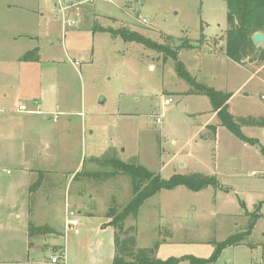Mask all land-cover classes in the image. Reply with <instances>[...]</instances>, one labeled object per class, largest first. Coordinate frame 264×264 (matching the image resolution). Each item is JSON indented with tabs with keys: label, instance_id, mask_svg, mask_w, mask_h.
<instances>
[{
	"label": "rangeland",
	"instance_id": "374dc122",
	"mask_svg": "<svg viewBox=\"0 0 264 264\" xmlns=\"http://www.w3.org/2000/svg\"><path fill=\"white\" fill-rule=\"evenodd\" d=\"M9 7L43 11V29L49 34L44 40L43 70L56 74L53 90L57 89L61 104L79 105L83 95L82 109L87 120L85 151L79 143L75 150L77 159L70 158L59 165L62 173L38 179L19 172L20 143L0 136V249L24 248L29 223L36 226L51 223L55 229L64 231L65 214L61 210L65 209V203L83 215L85 208L100 212L114 205L120 209L130 200L132 181L128 175L100 178L88 175L113 170L105 163L89 159L92 142L102 144L103 156L111 154L126 162L142 164L163 178L197 172L213 174L219 182L216 187L199 191L185 186L173 191L163 189L146 199L136 216L124 220V227H135L137 247H151L159 242L157 258L185 255L207 258L214 250V242L224 240L235 229L246 228L249 214L254 211L258 217L252 237L262 238V153L259 149L253 153L244 150L221 125L217 142L203 140L202 128L217 124L218 117L209 98L191 92V85L178 74L180 62L198 83L232 93L229 112L235 116L256 114L258 109L264 114L263 62L241 67L224 54L225 0H0V53L7 49L3 37L7 31L3 27L8 25L4 22L8 18L4 10ZM120 27L162 44L167 50L124 41L111 32ZM184 40L194 47L177 51L176 61L173 52ZM166 98H171L170 104H164ZM36 117L40 125L27 139L31 146L44 143L38 138L50 137L43 136L44 131L57 125L40 115ZM72 119L79 123L81 117ZM241 129L247 136H257L261 131L258 126ZM203 133L211 134L212 130L204 129ZM261 137L264 141V136ZM77 162L79 167L73 172ZM42 179L45 183L40 194L47 196L48 201L45 207L36 201L34 215L27 218L29 203L24 193L28 186L41 183ZM22 193L23 197H19ZM77 193L81 196L76 199ZM79 201L84 206H78ZM235 222H239L238 226ZM49 236L50 233L29 237V241L35 242V248L39 240H50ZM52 237L65 242V235ZM66 239H70L74 252L80 245L87 248L94 237L84 231L80 235L67 233ZM164 239L168 243H162ZM43 250L46 260L55 252L60 255L63 252ZM235 250L244 255L239 248L228 249L212 264H232ZM177 264L190 262L182 260Z\"/></svg>",
	"mask_w": 264,
	"mask_h": 264
},
{
	"label": "crops",
	"instance_id": "0c3cea01",
	"mask_svg": "<svg viewBox=\"0 0 264 264\" xmlns=\"http://www.w3.org/2000/svg\"><path fill=\"white\" fill-rule=\"evenodd\" d=\"M69 6L71 7L72 5ZM12 9L13 8L9 7L4 10L5 14L8 16L4 22L9 26L7 25L6 28L5 26L3 27V31H7L3 36L7 42V49L0 53V136H7L10 140L18 141L20 143L21 157L17 161V167L21 174H27L31 179L35 177L38 179V176L57 175L62 173L60 171H64L59 165H62L63 162H68V159L70 158L74 160L77 159L75 150L79 143L82 144V150L84 148L85 151V126L87 114L84 113L82 109L85 101L83 95H81L79 105H75L73 102L71 106H66L65 102L61 104L56 96L57 89L53 90L56 74L50 71L45 73L43 70L42 61L44 60V40L45 37H48L49 35L48 30L45 31L43 29V11L38 8L28 9L27 7ZM106 28L107 27H100L101 30H106ZM35 48L38 50V59L21 60V56L24 53ZM65 51L67 50L65 49ZM255 63L256 61L236 64L245 67L255 65ZM258 68L262 69V66ZM63 84L66 87L65 82H63ZM65 97H69L68 94H66ZM231 98L232 93L227 101L228 110L230 108ZM20 104L25 105L26 109L20 110L18 108ZM88 108L91 110V107ZM257 112L258 113L256 114L248 115H232L235 117L253 116L255 118H263L264 120V114L261 113L259 109ZM213 113L216 114L214 111ZM36 115H40L44 119L57 125L44 131L46 134L43 136L50 137L38 138L39 141L44 143H41V145H35V143L31 146L30 144H27V139L30 135L35 134L34 131L39 122ZM54 116H57L55 121L52 120ZM59 117H61V119ZM73 117H81L80 122L78 123L76 120H73ZM208 125L216 126V131L213 136L210 134L205 135L203 133L204 129H208ZM219 126V121L217 124H206L200 132L202 139H211L213 142H217ZM245 127L249 126H243L242 128ZM258 127L261 128V131L258 132L259 135L248 136L257 140L258 143L256 145H251L247 142L241 141L237 137L235 138L237 143L250 153H253L256 149L260 150V147H264V141L261 137L262 135L264 136V125ZM53 134L55 136H52ZM65 139L66 146L64 144ZM112 146L116 149L114 145ZM88 150L90 151L89 159H91L92 162L105 163L111 166L108 159L116 158L111 154L103 156L104 147L97 142L90 143ZM262 156L264 158L263 153ZM79 164V162L75 164L73 172L77 170ZM44 183V179H42L41 183H37V185L33 186L34 188L31 187L32 185L30 187L28 186L27 191L24 193V196L29 203L26 212L27 218L31 219L34 215V207L38 204H36V201L39 202L38 205L46 206L45 203H47L48 198L47 196L40 194V191H42L44 187ZM178 187L179 186L170 189L169 191H173ZM80 196L81 194L77 193L75 198H80ZM19 197H23V193L20 194ZM66 206L67 203H65V209H63V211L61 210V213L63 212V214H65ZM78 206L84 205L79 201ZM109 207L100 212L83 207L86 211L83 215H81V211L77 209V212H79L78 224L68 229H65V226H63L64 231L55 229L51 223L42 224L51 228V236H49L51 238L48 241L39 240L35 248L33 247L35 246V242L29 241L27 230V240L25 241L24 248L17 249L16 247H13L0 249V264H111L114 255L115 229L112 225L108 224L110 218L106 216V212ZM250 214L249 216L251 217ZM238 224L239 222H235V226H238ZM235 230L236 232L234 233H237L244 231L245 228ZM84 231L93 236L94 240L87 245V248L80 245L76 247L73 252V250L70 249V239H66V234L80 235ZM46 234L49 233L36 234L30 238L44 237ZM61 234L63 236L65 235L64 244L58 242L56 238L52 237V235L62 237ZM261 234V239H254L252 237L251 229V232L247 237L235 245L225 247L222 251H227L228 249H233L234 251V249L237 248L242 250L244 254L243 256H241V254L239 255L236 250L233 252L234 262L232 264H258L264 245V231ZM162 243H168V240L164 239ZM58 246H61L63 250L60 259L57 262H52V254L50 260L49 257L48 260H46L43 248H52L54 253L55 251L53 248ZM142 247H148V245ZM222 251L218 258H220ZM55 253L60 254L59 252ZM212 263L213 262L206 264Z\"/></svg>",
	"mask_w": 264,
	"mask_h": 264
},
{
	"label": "trees",
	"instance_id": "16d2710c",
	"mask_svg": "<svg viewBox=\"0 0 264 264\" xmlns=\"http://www.w3.org/2000/svg\"><path fill=\"white\" fill-rule=\"evenodd\" d=\"M226 1V21L227 29L225 30L224 54L234 63L244 64L245 62L260 61L264 62V44L256 46L252 40V35L257 32L264 33V0H225ZM119 35L124 41H135L143 45L166 51L167 48L162 44H157L140 34H137L125 27H120L117 31L111 30ZM203 36V34L201 35ZM202 39V37H200ZM194 46L187 40H184L179 47L173 52L172 57L176 60V53L182 48L191 49ZM38 59L37 48L29 50L21 56V60ZM177 61V60H176ZM178 74L185 79L190 85V91L193 93L203 94L209 98L212 111L216 113L219 125L224 126L232 135L247 142L256 145L258 142L255 138L248 137L242 132L243 126H263V118L253 116L235 117L228 110L227 101L231 96L230 92L215 89L202 83H198L182 66L177 62ZM212 130L210 134H215V125H208ZM264 154V147H260ZM112 171L100 174V172H90L88 175L94 178L101 176L111 177L116 174H125L132 181V197L122 208L118 209L111 205L106 216L110 218L108 224L115 229L114 232V255L111 264H177L182 260H188L190 264H206L216 260L222 249L239 243L247 237L256 221L258 214L254 211L246 228L242 232L229 235L222 241L214 242L215 247L212 254L207 258L185 255L180 257L170 256L160 259L155 256L159 242H155L151 247H137L135 244V227H124V220L128 216H136L144 201L165 189L170 190L177 186H185L189 190L199 191L208 186L216 187L219 182L214 175H205L202 173L191 172L187 174H173L169 178L161 177L160 173L149 170L144 165L136 162H124L120 159L110 158ZM117 167V169H116ZM115 168V169H114ZM77 175V174H76ZM75 175V176H76ZM32 184L31 187L37 185ZM51 228L46 225L35 226L28 224V234L32 237L36 234L50 233ZM61 250L62 247H55L54 251ZM63 251V250H62Z\"/></svg>",
	"mask_w": 264,
	"mask_h": 264
},
{
	"label": "built area",
	"instance_id": "2783aa9c",
	"mask_svg": "<svg viewBox=\"0 0 264 264\" xmlns=\"http://www.w3.org/2000/svg\"><path fill=\"white\" fill-rule=\"evenodd\" d=\"M142 21L144 22L145 20L142 19ZM171 103V98H166L164 100V104H170ZM18 108L20 110H25L26 109V106L23 105V104H20L18 106ZM57 118V116H54L52 118L53 121H55ZM157 120L159 121L160 118L158 117ZM78 224V214L75 210L73 209H70L68 207V205L66 206V211H65V222H64V226H65V229H68V228H72L73 226H76ZM60 259V254H57V253H54L52 256H51V261L52 262H57L58 260ZM258 264H264V245H263V248H262V255L258 261Z\"/></svg>",
	"mask_w": 264,
	"mask_h": 264
},
{
	"label": "water",
	"instance_id": "95a60500",
	"mask_svg": "<svg viewBox=\"0 0 264 264\" xmlns=\"http://www.w3.org/2000/svg\"><path fill=\"white\" fill-rule=\"evenodd\" d=\"M252 40L256 46H260L264 42V33L257 31L252 35Z\"/></svg>",
	"mask_w": 264,
	"mask_h": 264
}]
</instances>
